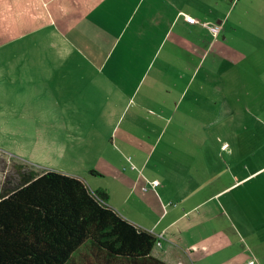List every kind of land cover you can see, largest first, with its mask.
I'll return each mask as SVG.
<instances>
[{
	"label": "crops",
	"instance_id": "1",
	"mask_svg": "<svg viewBox=\"0 0 264 264\" xmlns=\"http://www.w3.org/2000/svg\"><path fill=\"white\" fill-rule=\"evenodd\" d=\"M0 50L49 112L108 106L94 179L77 177L154 256L264 264V0H0Z\"/></svg>",
	"mask_w": 264,
	"mask_h": 264
},
{
	"label": "trees",
	"instance_id": "2",
	"mask_svg": "<svg viewBox=\"0 0 264 264\" xmlns=\"http://www.w3.org/2000/svg\"><path fill=\"white\" fill-rule=\"evenodd\" d=\"M157 243L109 205L105 189L75 175L16 163L3 178L0 264H169L152 254Z\"/></svg>",
	"mask_w": 264,
	"mask_h": 264
},
{
	"label": "rangeland",
	"instance_id": "3",
	"mask_svg": "<svg viewBox=\"0 0 264 264\" xmlns=\"http://www.w3.org/2000/svg\"><path fill=\"white\" fill-rule=\"evenodd\" d=\"M26 53L28 56V51ZM13 56L9 58L14 61ZM3 61L4 57L2 64L0 61V153L7 167L4 171L0 170V188L4 176L14 173L16 163H24L35 170H60L94 179L90 172L97 166L93 156L101 153L93 147L94 137L97 142L103 139L104 128L110 127V119L113 118L108 113V106L107 110H102L101 115L94 114L87 120L70 112H67L68 117L53 114L49 112L50 103L44 99L37 100L30 91L28 70L22 80L14 69V62L12 67V61H6L4 66ZM92 123L104 132L89 135L93 138L88 149L83 147L77 136L85 135L83 130L90 129ZM163 152L155 151L150 163L154 164ZM168 153L174 157V151Z\"/></svg>",
	"mask_w": 264,
	"mask_h": 264
},
{
	"label": "built area",
	"instance_id": "4",
	"mask_svg": "<svg viewBox=\"0 0 264 264\" xmlns=\"http://www.w3.org/2000/svg\"><path fill=\"white\" fill-rule=\"evenodd\" d=\"M185 21L189 24H194V23H197V20L192 17V16H189V15H185ZM204 27H206L209 32H211L212 35H217L219 33V30H220V25L219 24H210L208 22H203L201 23ZM153 186H157L158 185V182L157 181H154L152 182ZM249 264H252V262H249Z\"/></svg>",
	"mask_w": 264,
	"mask_h": 264
}]
</instances>
